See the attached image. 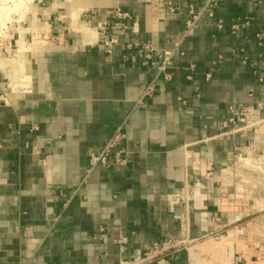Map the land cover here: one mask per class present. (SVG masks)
Segmentation results:
<instances>
[{"label": "crops", "instance_id": "crops-1", "mask_svg": "<svg viewBox=\"0 0 264 264\" xmlns=\"http://www.w3.org/2000/svg\"><path fill=\"white\" fill-rule=\"evenodd\" d=\"M45 3L21 86L0 75V264H264L236 178L264 172V0ZM231 105L262 121L224 128Z\"/></svg>", "mask_w": 264, "mask_h": 264}, {"label": "rangeland", "instance_id": "rangeland-1", "mask_svg": "<svg viewBox=\"0 0 264 264\" xmlns=\"http://www.w3.org/2000/svg\"><path fill=\"white\" fill-rule=\"evenodd\" d=\"M23 1L0 0V75L5 77L6 82H13L15 89L21 86L23 77L21 70L25 69L24 53L34 43L37 27L45 23L41 10L47 0H32L27 6ZM19 2L22 4L18 5ZM36 7L39 13L35 19L38 11ZM28 54L30 53H26L27 56ZM10 72H13L12 75ZM251 159L250 157L244 159V164L251 169L244 173L245 176L236 178L240 188L243 187L241 194L254 208L255 214L249 219L264 227V172H261V166L253 163ZM260 160H264V156L260 157Z\"/></svg>", "mask_w": 264, "mask_h": 264}, {"label": "built area", "instance_id": "built-area-1", "mask_svg": "<svg viewBox=\"0 0 264 264\" xmlns=\"http://www.w3.org/2000/svg\"><path fill=\"white\" fill-rule=\"evenodd\" d=\"M216 1L217 0H207L205 8L211 10L213 8L214 4H216ZM116 15L119 18H124V19L125 18H128V19L132 18V15L130 12L123 11L121 9H118L116 11ZM201 15H202V12H194V10H191V16L186 22V32H189L192 30V28L199 21ZM209 15L213 16V12L212 11L209 12ZM232 27H233V29H236L238 27V25L234 24ZM106 44H109V42L106 41ZM179 45H180V43H177L174 50L165 51L163 61L158 66V70L160 72L164 73L165 78H168V79L170 78V73L168 71V68L172 64V56L174 54V51L178 50ZM146 49H148V48H146ZM140 52H141V56H143L145 59L143 61L144 64H152V65L156 64V62L153 60L152 55L150 53H145L142 50ZM192 67H194V66H192ZM209 76H210V74H208V77ZM153 88H154V84L152 82L148 86L146 92L150 93L151 91H153ZM255 113H256V109L254 106H251V105H241V106L231 105L229 107V114L223 120L222 126L224 128H228L230 125H235L240 121V122L244 123L240 129L251 128V127L259 124L262 121L261 119L255 118ZM125 138H126V132L123 130V128H119L117 130V132L113 135V137L110 139L105 150L99 154H93L92 155V157H91L92 166H95L98 163L106 164V162L110 156V153H111V148H113L115 145L119 144ZM117 160H120V159L117 158ZM170 200L172 201V203L177 204V203H180L183 199L180 196H172L170 198ZM176 247H178V245L173 244L171 242V240H164L161 242V244L154 246L153 251L154 252L168 251V250L176 248ZM154 252L152 254H148L146 256V258H150V257L155 256Z\"/></svg>", "mask_w": 264, "mask_h": 264}, {"label": "bare ground", "instance_id": "bare-ground-1", "mask_svg": "<svg viewBox=\"0 0 264 264\" xmlns=\"http://www.w3.org/2000/svg\"><path fill=\"white\" fill-rule=\"evenodd\" d=\"M20 1H22V0H20ZM30 1H32V0H24L23 3L26 4L25 6H27V4H28ZM20 4H22V3L19 2L18 5H20ZM29 4H30V3H29ZM33 9H34V8H33ZM34 12H35V10H34ZM28 50H29V49H28ZM23 51H25V50H23ZM23 59H24V58H23ZM25 62H26V61H25ZM25 62H24V63H25ZM24 63H23V64H24ZM24 65H25V64H24ZM24 70H25V69H24ZM25 73H26V72H25ZM26 74H27L28 76H30L28 73H26Z\"/></svg>", "mask_w": 264, "mask_h": 264}]
</instances>
